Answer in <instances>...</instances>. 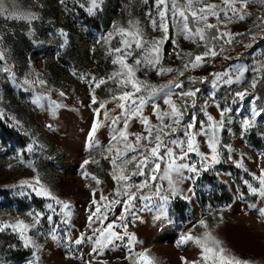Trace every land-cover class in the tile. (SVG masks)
Returning <instances> with one entry per match:
<instances>
[{
  "label": "snow or ice",
  "instance_id": "obj_1",
  "mask_svg": "<svg viewBox=\"0 0 264 264\" xmlns=\"http://www.w3.org/2000/svg\"><path fill=\"white\" fill-rule=\"evenodd\" d=\"M34 3L37 9L44 8L39 0H34ZM58 3L65 11L70 10L67 0H58ZM74 4L89 15L103 9V0H74ZM143 4L147 25L134 14L132 0H129L124 6L128 9L127 21L113 20L109 30L96 40V44L105 48V58L113 65L110 73L97 77L92 73L71 70L74 76L90 85L91 103L98 105L92 109L96 116L85 134L84 149L89 152L100 148L107 153L104 158L112 166L110 176L115 182L108 193L87 183L89 178L96 186L102 183L95 174L85 169L90 162L98 164L99 161L91 156L83 160L80 168L84 171L81 175L86 181L84 186L90 191L89 214L83 230L76 229L71 222L73 202L62 198L52 189L43 179L34 159L25 158V154L33 156L44 152L47 145L42 144L30 130L24 129L23 123L15 115L0 109V119L12 120L29 136L30 142L16 149L13 158L33 173L6 187H19L18 194L22 196L26 190H30V193L44 200L43 209L29 207L22 214H7V218H0V234H8L16 240L7 245L8 249L22 247L29 251L23 264H44L42 253L46 251L45 244L49 239L67 249L66 257L76 258L72 251L75 246L83 259L82 246H87L90 258L83 259V264H94L106 249L118 247L117 241L126 240L129 246L135 244L136 234L129 228L143 219V213H153L154 220L172 223L170 202L177 198L190 200L189 194L194 193L200 176L204 172L215 171V166L221 163H231L251 177V180L241 177L247 193L241 191L238 185L234 202H244L248 198L246 209L254 211L257 220L264 224V150L258 151L254 158L230 142L238 139L243 144L254 130L264 139V131H260L264 126V103H259L261 97L257 94L258 85L264 84V59L254 61L251 68L245 63H235L206 76L188 75L187 83L179 79L189 69L212 63L218 54H223L224 45L243 43L245 37L248 38V42L243 44L245 48H252L258 38L264 42V0H143ZM254 14L255 19H252ZM0 18L5 22L4 28L8 21L24 22L28 26V35L34 36L33 22L42 17L40 11L30 6L22 7L16 0H0ZM249 20L251 24H248ZM235 23L248 26L243 32H234L230 26ZM149 27L160 35H150ZM58 34L62 38L60 48H65L69 44L68 33L61 28ZM236 37L241 39L237 40ZM181 39L204 50L193 53L191 49H181ZM166 42L174 46L171 51L165 48ZM92 50L95 51V45ZM241 55L237 53V60ZM173 56L183 61L182 66L164 65L165 58ZM224 59L233 58L225 56ZM10 60L11 49L5 46L4 35L0 34V75L3 80L30 94L34 108L45 114L46 121L54 122L59 110L69 105L54 99L53 92L58 97H66L67 93L49 86L44 73L35 69L30 58V70L22 76L17 75L15 62L10 63ZM153 70L158 76L168 73L175 75L158 85L147 79L149 71ZM248 71L253 76L244 86L241 82ZM138 73H142L143 78ZM108 81L116 85L117 91L111 95V100L117 103L120 111L111 115L109 110H105L102 115L109 121L105 123L98 117L101 115L100 109H105L108 101L98 100L95 88ZM205 82L212 89L206 99L199 95L202 89L195 86ZM233 84L240 85V89L226 91L221 103L217 99L216 89ZM108 90L112 92L111 88ZM3 98V90L0 89V101ZM246 98L251 103L247 114H244L238 105ZM88 106L91 107V104ZM149 106L150 111L145 114ZM237 112L240 113L238 121L235 119ZM133 120L142 125V131H128ZM44 126L54 130L52 122H46ZM101 128L108 130L106 145L97 136ZM248 146L252 147L250 144ZM245 158L258 161L257 171L246 167ZM7 167L12 168L13 165L8 164ZM231 207V204L224 205V208ZM222 213L223 208L217 213L221 223ZM54 216L59 219H54ZM94 224L96 227H93ZM197 224L204 229L203 233H184L177 246L194 243L200 249L199 258L189 260L182 256L183 264H254L251 259L240 257L214 235L206 219H199ZM146 253V249L137 253L136 259L142 260L143 264H156L155 259ZM0 264L8 262L0 260ZM99 264H108V261L102 260Z\"/></svg>",
  "mask_w": 264,
  "mask_h": 264
},
{
  "label": "rangeland",
  "instance_id": "obj_2",
  "mask_svg": "<svg viewBox=\"0 0 264 264\" xmlns=\"http://www.w3.org/2000/svg\"><path fill=\"white\" fill-rule=\"evenodd\" d=\"M16 2L22 7L30 6L33 10L40 11L42 18L33 22L34 36L28 35V26L24 22L8 21L7 27L4 28L2 26L5 22L0 18V34L4 35L5 46L11 49L12 60L9 62H15L17 75L22 76L30 70L28 67L30 58L35 69L44 73L45 78L49 81V86L67 93L66 97H58L54 91L53 98L62 100L69 107L61 108L54 122L46 121L45 114L31 104L30 94L16 89L10 83L5 82L0 75V89L3 90L4 97L3 101H0V109H3L7 114L15 115L23 123L24 129L30 130L42 144L47 145L44 152H38L33 156L25 154V158L34 159L43 179L51 185L52 189L62 198L73 202L71 222L76 226V229L83 230L87 223L90 207V191L84 186L86 181L81 175V172L84 171L80 168L83 160L91 156L99 161L98 164L90 162L85 166V169L95 174L102 183L96 186L90 178L87 183L108 193L115 182L110 176L112 166L104 158L107 153H104L100 148L89 152L84 149L85 134L96 116L92 109L98 105L91 103L90 85L74 76L71 70L92 73L97 77L105 76L112 71L113 65L105 58V48L101 44H96V40L102 33L109 30L113 20L127 21L129 18L128 9H125L124 6L129 3V0H103V9L94 15H89L84 9L74 4V0H67L69 11H65L58 0H39L44 4L43 9H37L34 0H16ZM144 10L146 9L143 0H132V11L147 25ZM252 19H255V14ZM248 24H251V20L248 21ZM248 24L235 23L230 28L234 32H243ZM61 28L69 36V44L65 48H60L62 38L59 36L58 30ZM148 32L150 35H160L159 32H152L150 27ZM236 39L240 40L241 38L236 37ZM34 40L38 43H34ZM247 42L248 38L245 37L243 43L224 45L225 51L223 54H218L212 63L194 70L189 69L179 79L186 81L188 75L206 76L210 72L235 63H245L251 68L254 61L264 59V55H262L264 54V42L258 38L252 48H245L243 44ZM93 45H95V51L92 50ZM173 47L170 42L165 43V48L168 51H171ZM180 48L191 49L193 53L204 50L183 39L180 40ZM237 53L242 54L239 60H237ZM225 56H231L233 59L225 60ZM163 63L166 66L180 67L183 61L173 56L166 57ZM138 75L143 78L142 73H138ZM173 75L175 73L158 76L153 70L149 71L147 79L159 85L165 83ZM252 76L251 71L246 72L245 80L241 83L247 86V81H250ZM195 86L198 87V84ZM91 87L95 86L91 85ZM262 87L264 84L258 85V95H260ZM109 88L112 89V92H109ZM239 89L240 85L237 84L222 85L216 89L217 99L223 103L226 91ZM116 91V85L112 81L95 88L98 100L106 99L108 101L105 109H100L101 115L98 117L105 123L109 122L102 115L105 110H109L111 115L120 111L117 103L111 100V95ZM211 91V86L207 82L200 94L206 99ZM250 103L251 101L246 98L238 105L244 114H247ZM259 103H264V100H260ZM90 104L91 107L88 106ZM149 111L150 106L145 109V114ZM213 114H215L214 111ZM235 119L237 121L240 119L239 112L235 113ZM46 122H52L54 130L47 129L44 126ZM128 131H142V125L133 120L130 122ZM260 131H264V126ZM97 136L102 144H107L109 139L107 128H101ZM225 136L227 139V134ZM130 139L132 138L130 137ZM29 142V136L16 127L12 120L0 119V218H7V214L12 216L18 213L22 214L28 211L29 207L43 209L44 200L30 193V190H26V194L22 196L18 194L19 187H6L16 184L22 177L33 175L31 169L19 164L13 158L16 149L24 147ZM230 142L254 158L257 157L258 151L264 150V139L257 135L256 130L243 144L238 139ZM249 144L252 147H249ZM244 163L250 170L257 171L258 161L255 159L245 158ZM8 164H12L13 167L8 168ZM215 169V171L204 172L200 176L194 193L189 194L190 200L177 198L170 202L169 216L172 223H168L166 220H154L153 213H143V219L135 222L129 228V231L136 234L137 242L129 246L126 240L117 241L119 246L106 249L102 255L97 257L94 264H99V261L102 260H107L108 264H143L142 260L136 259V254L145 249L147 250L146 255L154 258L156 264H183L182 256L189 260L197 259L200 251L198 246L192 242L177 246V242L182 234L189 231L194 235L202 234L204 229L197 224L201 218L206 219L213 234L222 239L224 244L240 257L251 259L254 264H264V224L257 220L254 211L246 209L248 198L244 202H234L238 185L241 191L247 193V188L242 184L241 177L249 180L251 177L231 163H221L216 165ZM226 204H231L232 207L224 208ZM222 208L223 222L221 223L217 213ZM246 212L247 214H245ZM109 215L111 218V213ZM54 219L58 220L59 217L54 216ZM45 226L47 227V225ZM93 227L96 225L94 224ZM15 242L13 236L0 234V260H7L8 264H23L29 251L22 247L14 250L8 249L7 245ZM45 249L46 251L42 253L44 264H83V259L90 258L87 246H82L83 259L80 258L81 252H78L75 246L72 251L76 254V258L66 257L67 249L58 246L50 239L45 244Z\"/></svg>",
  "mask_w": 264,
  "mask_h": 264
},
{
  "label": "trees",
  "instance_id": "obj_3",
  "mask_svg": "<svg viewBox=\"0 0 264 264\" xmlns=\"http://www.w3.org/2000/svg\"><path fill=\"white\" fill-rule=\"evenodd\" d=\"M186 83H187V81H185ZM206 84H207V82H205L204 84H198V87H200L201 89L203 88V87H205L206 86ZM259 96L261 97V100H264V87H262L261 89H260V92H259ZM200 96H201V94H199Z\"/></svg>",
  "mask_w": 264,
  "mask_h": 264
}]
</instances>
